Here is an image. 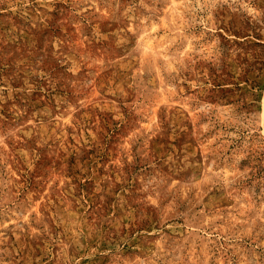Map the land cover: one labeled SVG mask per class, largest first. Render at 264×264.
I'll use <instances>...</instances> for the list:
<instances>
[{
	"label": "rangeland",
	"instance_id": "374dc122",
	"mask_svg": "<svg viewBox=\"0 0 264 264\" xmlns=\"http://www.w3.org/2000/svg\"><path fill=\"white\" fill-rule=\"evenodd\" d=\"M0 264H264V0H0Z\"/></svg>",
	"mask_w": 264,
	"mask_h": 264
}]
</instances>
